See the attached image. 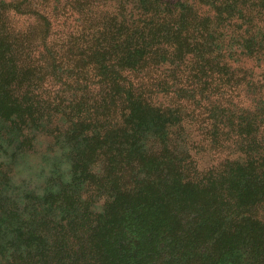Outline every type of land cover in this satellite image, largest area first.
Wrapping results in <instances>:
<instances>
[{"label": "trees", "instance_id": "1", "mask_svg": "<svg viewBox=\"0 0 264 264\" xmlns=\"http://www.w3.org/2000/svg\"><path fill=\"white\" fill-rule=\"evenodd\" d=\"M41 138L0 264H264V0H0V198Z\"/></svg>", "mask_w": 264, "mask_h": 264}, {"label": "rangeland", "instance_id": "2", "mask_svg": "<svg viewBox=\"0 0 264 264\" xmlns=\"http://www.w3.org/2000/svg\"><path fill=\"white\" fill-rule=\"evenodd\" d=\"M51 144L49 139L41 138L35 152L18 157L14 161L13 173L0 198V200L2 199L0 204L7 208L32 210L33 206L38 207L44 202L52 191L58 190L60 182H68L71 178L68 162L62 157L59 148H53ZM2 160L10 162L8 157H4L0 161ZM58 175L59 178H55ZM33 194L35 199L28 201L26 197ZM105 199L106 197L100 199L101 201L96 206L97 210H101ZM45 207L46 205L43 206V208ZM44 213L49 215L48 218L59 220L57 210L51 212L44 210Z\"/></svg>", "mask_w": 264, "mask_h": 264}]
</instances>
